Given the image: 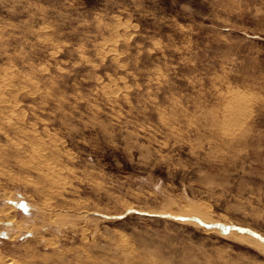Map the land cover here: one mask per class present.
Listing matches in <instances>:
<instances>
[{"label":"rangeland","instance_id":"obj_1","mask_svg":"<svg viewBox=\"0 0 264 264\" xmlns=\"http://www.w3.org/2000/svg\"><path fill=\"white\" fill-rule=\"evenodd\" d=\"M0 80L6 264H264V0H0Z\"/></svg>","mask_w":264,"mask_h":264},{"label":"bare ground","instance_id":"obj_2","mask_svg":"<svg viewBox=\"0 0 264 264\" xmlns=\"http://www.w3.org/2000/svg\"><path fill=\"white\" fill-rule=\"evenodd\" d=\"M1 81V80H0ZM3 82V81H2ZM6 85H7V82L5 81L4 82ZM3 85V84H2ZM2 91V90H1ZM5 91V90H4ZM7 91V90H6ZM111 93L113 94V93H115V91H111ZM6 96V95H5ZM2 93H0V103L2 104V103H5V102H9V100L5 97ZM13 102V101H12ZM235 102H237V101H235ZM14 104V103H13ZM9 105H10V102H9ZM11 108V107H10ZM9 112H10V110H9ZM10 113H12V114H14V112H10ZM234 115H235V113H233ZM234 115H232L231 114V120L234 118ZM5 116V115H4ZM12 116V115H11ZM1 117H2V114H1ZM14 117H15V115H14ZM22 117V116H21ZM242 117V116H241ZM5 118V117H4ZM6 118H8V117H6ZM18 118H19V115H18ZM238 118V117H237ZM17 119V118H16ZM9 120V119H8ZM12 120V119H11ZM18 120H20V119H18ZM235 120V119H234ZM233 120V121H234ZM238 120V119H237ZM6 121H7V119H6ZM16 121V120H15ZM229 121V120H228ZM11 122V121H10ZM227 122V121H226ZM8 123V122H7ZM17 123H18V121H17ZM12 124H14V123H12ZM15 126V125H14ZM18 126V125H17ZM16 127V126H15ZM17 128V127H16ZM228 128V127H227ZM20 131V130H19ZM34 136H36V135H34ZM49 137V136H48ZM50 140V139H49ZM36 141V140H35ZM47 143V142H46ZM51 143H53V142H51ZM41 144V143H40ZM43 144H45V143H43ZM42 144V145H43ZM36 145H38V143L36 144ZM46 145V144H45ZM48 146H49V144H48ZM50 146H55L54 145V143H53V145H50ZM43 147V146H42ZM42 147H40V146H36V147H34L33 149H32V154H34V155H38V156H41V153L43 154V149H42ZM45 147H47V146H45ZM47 148H49V147H47ZM53 148V147H52ZM13 150V149H12ZM46 151V150H45ZM53 151V150H52ZM47 153V152H46ZM44 154H45V152H44ZM34 155H32V156H34ZM37 156V157H38ZM43 156V155H42ZM43 158V157H42ZM42 158H40L41 160H42ZM39 160V159H38ZM34 161V160H33ZM32 162V161H31ZM37 162H39V161H37ZM36 162V163H37ZM35 163V162H34ZM44 163V162H43ZM48 163V164H47ZM47 163H44L43 164V166H40V165H38V163H37V165L38 166H36V165H33L34 166V170H37V171H39V172H41L48 180H50L51 178H56L54 181H57V180H60L61 178H60V176H61V173L60 172H57V170L60 168H58L57 170L55 169V165L53 166V164L51 165L50 164V162H47ZM22 164V163H21ZM40 164V163H39ZM23 165V164H22ZM24 165H26V164H24ZM23 165V166H24ZM29 167H31V165H29ZM58 167V166H57ZM21 168V167H20ZM31 168H33V167H31ZM24 169V168H23ZM60 169H62V168H60ZM60 173V174H59ZM58 175H60V176H58ZM52 179V180H53ZM8 219V218H7ZM4 257V256H3ZM3 257H2V259H3ZM1 258H0V264H3V262H5L4 260H2ZM6 259V258H5ZM6 263H8V262H5L4 264H6Z\"/></svg>","mask_w":264,"mask_h":264},{"label":"water","instance_id":"obj_3","mask_svg":"<svg viewBox=\"0 0 264 264\" xmlns=\"http://www.w3.org/2000/svg\"><path fill=\"white\" fill-rule=\"evenodd\" d=\"M241 232H244L243 230L239 229Z\"/></svg>","mask_w":264,"mask_h":264}]
</instances>
